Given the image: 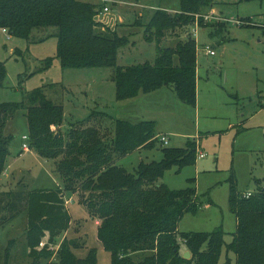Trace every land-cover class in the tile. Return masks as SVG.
<instances>
[{
    "label": "trees",
    "instance_id": "16d2710c",
    "mask_svg": "<svg viewBox=\"0 0 264 264\" xmlns=\"http://www.w3.org/2000/svg\"><path fill=\"white\" fill-rule=\"evenodd\" d=\"M103 1L129 5L139 2ZM255 1L264 0H240ZM179 2L176 14L158 9L147 22L139 19L135 23L145 29V41L155 44L156 58L128 67L118 64L120 50L131 43L129 37L119 34L120 26L124 25L107 27L97 20L106 3L101 7L90 0H0V32L30 40L35 30L47 29L39 34V39L44 40L45 35L57 38L56 58L63 69L114 70L111 80L119 102L170 87L181 102L196 107L198 45L189 32L197 25L201 29L210 27L219 36L227 25L206 19L215 8L214 0ZM238 22L241 26L253 23L251 19ZM177 30L189 33L187 39L176 47L164 48L165 40ZM50 63L51 60L46 61V66ZM6 76L5 65L0 62V89ZM19 111L26 112L30 150L54 161L63 185L56 190L2 193L7 200H3L6 206L2 210L12 213L11 218L21 212L27 214V248L34 264L48 260L52 254L46 249L41 253L36 251L46 236L50 237V243H56L69 232L73 218L65 197L77 193L90 218L98 221L97 238L111 254L112 264H219L224 249L227 254H234L235 264H264V188L259 187L247 197L231 181L229 208L236 217L237 229L230 244L226 245V233L221 227L209 233L179 231L183 217L202 208L197 190L194 186L171 190L161 180L173 168L179 172L195 165L196 141H190L185 148H167L160 142V161L140 162L129 172L117 160L134 152L155 149L160 139L155 140L154 121L132 124L93 112L85 121L71 123L68 132L63 133L55 129L64 122V106L55 103L40 88L20 103H0V179L13 140L5 130ZM105 124H114L113 138L103 132ZM80 249L84 250V246L65 238L58 261L52 264H98L96 248L88 249L85 258L76 255ZM187 251L191 253L189 260L183 258ZM137 253H150V256L135 262L132 257ZM9 256L8 253L6 263ZM224 264H232V260L228 257Z\"/></svg>",
    "mask_w": 264,
    "mask_h": 264
},
{
    "label": "rangeland",
    "instance_id": "374dc122",
    "mask_svg": "<svg viewBox=\"0 0 264 264\" xmlns=\"http://www.w3.org/2000/svg\"><path fill=\"white\" fill-rule=\"evenodd\" d=\"M90 1L101 7L106 3L110 9L105 17H97L98 21L106 24V19L111 25H124L120 26L119 34L129 37L131 43L120 50L118 64L123 67L156 58L155 44L145 41V29L135 23L139 19L147 22L157 8L177 10L180 3L179 0H139V7H133L121 1L117 4ZM214 1V12L208 13L213 17L210 23L222 21L227 25L224 33L218 36L214 29H201L197 25L189 32L198 45L196 107L182 102L175 104V94L167 93L165 87L156 94H140L134 100L117 101L115 84L111 80L114 70L63 69L56 58L57 38L45 35L42 36L44 40L39 39L47 29L35 30L30 40L8 37L0 32V62L7 73L0 89V103H20L32 91L43 88L51 100L64 106V122L61 128L55 129L57 131L67 133L71 123L85 121L93 112H98L107 114L113 121L119 119L132 124H138L140 120L154 121L155 140L157 142L161 135L169 137L167 148H185L190 141H196L195 165L186 166L179 172L177 168L169 170L161 183L171 190H185L191 186L197 190L202 208L196 214L183 217L179 224L181 233H209L221 227L228 245L237 229L236 217L229 208L231 181H235L242 194L264 188V1ZM247 19L253 21L252 25L236 23ZM189 33L175 31L163 47H176ZM206 46L214 49V57L200 54L201 48ZM48 60H51L49 67L46 66ZM102 127L106 137L113 138L114 124ZM5 134L13 136V140L0 179V264H34L27 248V214L21 212L11 218L12 213L2 210L6 206L2 203V193L56 190L63 185L54 161L41 158L32 150L22 151V137L28 135L25 111L17 112ZM158 141L155 149L134 152L118 159L117 164L133 172L140 162L160 161L161 140ZM200 154L204 157L200 158ZM79 194L65 197V205L73 218L66 239L84 246V250L75 252L78 257L85 258L88 249L96 248L98 264H112L111 254L98 241L96 220L90 218L87 209L79 203ZM5 217L6 222H3ZM63 236L56 243H50L48 236L43 239L36 251L41 253L46 249L52 254L38 264L58 261ZM147 256L150 253H137L132 258L139 262ZM228 257L235 264L234 254H227L226 249L219 264H224Z\"/></svg>",
    "mask_w": 264,
    "mask_h": 264
},
{
    "label": "built area",
    "instance_id": "2783aa9c",
    "mask_svg": "<svg viewBox=\"0 0 264 264\" xmlns=\"http://www.w3.org/2000/svg\"><path fill=\"white\" fill-rule=\"evenodd\" d=\"M110 13V9L109 7H105L102 11L99 12L98 16L97 17H105L106 14H109ZM213 17L211 16H208L206 17V19H211ZM106 23V25L108 24L106 19L104 21ZM103 23V21H102ZM237 24L240 25V22L237 21ZM4 33H6V31H4ZM204 52L207 54V55H210V56H214L216 55L215 51L211 49L210 46H206L204 47ZM159 139L161 140L160 142L164 145V146H168L169 145V138L167 136H159ZM22 141H23V144H22V151L23 152H30V146H29V139H28V136H23L22 137ZM200 158H203L204 155L203 154H200L199 155ZM247 197L251 195V193H248V194H245Z\"/></svg>",
    "mask_w": 264,
    "mask_h": 264
},
{
    "label": "crops",
    "instance_id": "0c3cea01",
    "mask_svg": "<svg viewBox=\"0 0 264 264\" xmlns=\"http://www.w3.org/2000/svg\"><path fill=\"white\" fill-rule=\"evenodd\" d=\"M131 6H133V7H139V4H137V5H131ZM157 9H163V8H157ZM215 9V8H214ZM214 9H213V12H214ZM163 10H165V9H163ZM166 11H168V12H173V13H177V12H179V8L177 9V10H166ZM141 15V14H140ZM108 25L109 26H111V27H114V24L113 25H111L109 22H108ZM195 30V29H194ZM204 49V48H203ZM202 48H201V52H200V54H203V55H205V56H208V57H214V56H210V55H207L205 52H204V50H203ZM211 49L212 50H214L212 47H211ZM165 88H167V93H169L170 94V92L172 91L174 94H175V92H174V90L172 89V88H170V87H165ZM170 90V91H169ZM159 91H161V90H159ZM159 91H156L155 92V94L156 93H158ZM175 101V102H174ZM173 102L175 103V104H179V102H181L178 98H177V96H176V94H175V97H174V99H173ZM182 104H184L183 102H182ZM141 122L142 121H146V120H140ZM147 121H150V120H147ZM162 136V135H161ZM160 136V137H161ZM169 138V137H168ZM23 142V141H22ZM23 144V143H22ZM169 145H170V140H169ZM95 224H96V226H98V221H96L95 222ZM66 235H68V233L67 234H65L64 236H63V240L66 238Z\"/></svg>",
    "mask_w": 264,
    "mask_h": 264
},
{
    "label": "water",
    "instance_id": "95a60500",
    "mask_svg": "<svg viewBox=\"0 0 264 264\" xmlns=\"http://www.w3.org/2000/svg\"><path fill=\"white\" fill-rule=\"evenodd\" d=\"M56 137H59V135H57ZM183 258L185 260L191 259V253L189 251L185 252L184 255H183Z\"/></svg>",
    "mask_w": 264,
    "mask_h": 264
}]
</instances>
